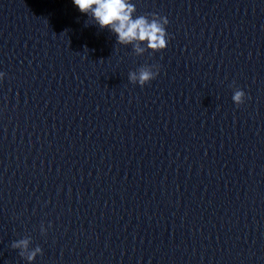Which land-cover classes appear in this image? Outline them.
<instances>
[{
    "label": "clouds",
    "instance_id": "clouds-1",
    "mask_svg": "<svg viewBox=\"0 0 264 264\" xmlns=\"http://www.w3.org/2000/svg\"><path fill=\"white\" fill-rule=\"evenodd\" d=\"M78 10L90 17L101 29H109L120 45H132L137 54L144 52V44L153 53L166 49L169 35L166 32V25L169 23L166 17L152 14L151 19L147 15L134 16L135 5L131 0H73ZM159 74L158 66L145 65L137 71L129 73V80L133 84L143 87L149 84ZM5 74L0 72V78ZM232 100L239 106L245 101V92L237 89ZM42 231L44 229L42 228ZM29 239L13 241L11 247L19 249V255L31 262L41 253L39 246L29 249Z\"/></svg>",
    "mask_w": 264,
    "mask_h": 264
}]
</instances>
